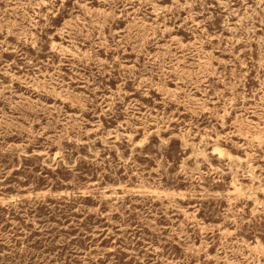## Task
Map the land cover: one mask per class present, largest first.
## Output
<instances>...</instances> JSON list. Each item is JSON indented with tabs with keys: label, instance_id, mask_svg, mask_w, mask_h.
<instances>
[{
	"label": "rangeland",
	"instance_id": "374dc122",
	"mask_svg": "<svg viewBox=\"0 0 264 264\" xmlns=\"http://www.w3.org/2000/svg\"><path fill=\"white\" fill-rule=\"evenodd\" d=\"M0 264H264V0H0Z\"/></svg>",
	"mask_w": 264,
	"mask_h": 264
}]
</instances>
